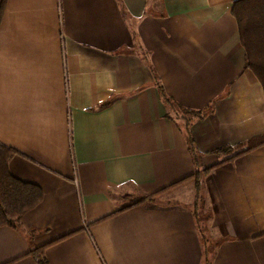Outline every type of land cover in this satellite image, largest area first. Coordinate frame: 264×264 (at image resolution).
<instances>
[{
	"label": "crops",
	"instance_id": "obj_1",
	"mask_svg": "<svg viewBox=\"0 0 264 264\" xmlns=\"http://www.w3.org/2000/svg\"><path fill=\"white\" fill-rule=\"evenodd\" d=\"M237 0H8L0 24V143L44 200L0 227V264H264V89L245 68ZM204 178L194 213L188 135ZM175 185V186H173ZM165 190L168 187H171ZM165 190V191H164ZM121 211L122 196L158 192Z\"/></svg>",
	"mask_w": 264,
	"mask_h": 264
},
{
	"label": "trees",
	"instance_id": "obj_2",
	"mask_svg": "<svg viewBox=\"0 0 264 264\" xmlns=\"http://www.w3.org/2000/svg\"><path fill=\"white\" fill-rule=\"evenodd\" d=\"M7 1L0 0V24L4 16ZM232 14L237 20L240 42L245 50V68L253 72L264 89V0H237L234 3ZM156 83L165 104L177 118L182 120L184 131L188 135L189 149L198 170L182 182L191 181L194 183L197 195L194 213L198 229L207 242L205 222L201 214L204 211V199H201L204 192V178L214 168L235 160L249 150H242L239 146H228L218 149L215 153L222 156L223 160L213 167L202 169L200 166L201 155L196 149L190 127L192 120L204 119L212 112L213 106L210 105L202 110L184 109L166 95L162 85L158 81ZM16 154H18V151L0 143V227L8 226L18 229L24 216L42 203L44 191L39 185L23 181L12 174L9 164ZM170 188L172 186L165 190ZM160 193L161 191L153 195L141 197L124 207L121 211L155 202L156 197ZM69 236L61 237L49 244L38 247L30 251L28 255L32 256L38 264H50L45 257L46 248Z\"/></svg>",
	"mask_w": 264,
	"mask_h": 264
},
{
	"label": "rangeland",
	"instance_id": "obj_3",
	"mask_svg": "<svg viewBox=\"0 0 264 264\" xmlns=\"http://www.w3.org/2000/svg\"><path fill=\"white\" fill-rule=\"evenodd\" d=\"M127 196L128 195L122 196V199L124 200L123 203L125 204V206L132 204L133 202L139 199L137 195L128 196V198L126 199Z\"/></svg>",
	"mask_w": 264,
	"mask_h": 264
}]
</instances>
